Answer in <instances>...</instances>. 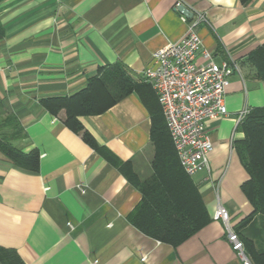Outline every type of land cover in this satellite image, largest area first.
I'll return each instance as SVG.
<instances>
[{"label":"crops","instance_id":"1","mask_svg":"<svg viewBox=\"0 0 264 264\" xmlns=\"http://www.w3.org/2000/svg\"><path fill=\"white\" fill-rule=\"evenodd\" d=\"M177 2L204 15L197 31L213 60L230 56L241 73L230 78L228 114L209 124L210 173L189 176L211 221L175 248L130 217L143 189L172 190L179 172L174 159L156 173L150 108L157 104L142 76L156 51L188 33ZM0 22V99L25 133L11 146L40 155L39 170L29 172L0 153L1 248L25 264H243L213 214L224 206L235 230L253 213L234 142L244 137L238 113L264 108V80L250 63L264 46V0H0ZM113 66L133 91L103 114L80 117L81 131L65 124L64 111L52 115L40 103L79 93ZM262 228L256 215L239 237L260 241Z\"/></svg>","mask_w":264,"mask_h":264},{"label":"trees","instance_id":"2","mask_svg":"<svg viewBox=\"0 0 264 264\" xmlns=\"http://www.w3.org/2000/svg\"><path fill=\"white\" fill-rule=\"evenodd\" d=\"M247 3L249 0H241ZM4 28L0 22V40ZM250 63L257 71V77L264 80V46L254 52ZM133 91L130 78L120 66H113L100 76L89 80L87 86L70 97H52L41 99L42 106L52 115L64 111L65 124L74 131H81L79 121L83 116L100 115L116 105ZM155 95V94H154ZM156 98V106L150 108L152 117V140L155 143L157 175L160 167L178 163L177 181L172 190L151 187L143 189L141 203L130 217L132 224L145 235L162 243L178 247L194 236L210 221L202 198L191 178L184 172L175 151L165 118ZM244 137L234 142V149L248 174L241 189L253 208V213L235 227L236 233L249 224L256 215L262 220L264 234V108L253 109L238 127ZM25 133L15 117L8 114L4 102L0 99V153L14 166L37 172L40 167V155L37 151L28 154L11 146V141L22 138ZM88 142L94 143L88 134ZM177 158V159H176ZM116 163V161H114ZM174 167V166H173ZM150 194V195H149ZM242 237L244 251L252 264H264V240ZM0 264H25L14 250L0 247Z\"/></svg>","mask_w":264,"mask_h":264},{"label":"built area","instance_id":"3","mask_svg":"<svg viewBox=\"0 0 264 264\" xmlns=\"http://www.w3.org/2000/svg\"><path fill=\"white\" fill-rule=\"evenodd\" d=\"M182 5L177 2L175 11L188 24V33L179 41L156 51L142 76L157 97L181 167L193 177L211 171L214 143L209 135V124L228 114L225 94L230 78L235 73L240 74L241 70L230 56L221 64L213 60L212 52L205 48L197 31L200 22L205 21L204 15L192 11L193 18L189 20L178 11ZM198 58L205 63L199 64ZM249 112L245 108L238 113V126ZM215 189L218 192L219 185H215ZM213 220L224 224L227 240L243 264H252L245 254L243 242L232 227L229 211L219 204Z\"/></svg>","mask_w":264,"mask_h":264},{"label":"water","instance_id":"4","mask_svg":"<svg viewBox=\"0 0 264 264\" xmlns=\"http://www.w3.org/2000/svg\"><path fill=\"white\" fill-rule=\"evenodd\" d=\"M178 11L182 14H184L185 16H187L188 18H192L193 17V12L191 10H189L185 5H182Z\"/></svg>","mask_w":264,"mask_h":264},{"label":"rangeland","instance_id":"5","mask_svg":"<svg viewBox=\"0 0 264 264\" xmlns=\"http://www.w3.org/2000/svg\"><path fill=\"white\" fill-rule=\"evenodd\" d=\"M261 237H262V239L264 240V234H262V236H261ZM257 241H258V240H257Z\"/></svg>","mask_w":264,"mask_h":264}]
</instances>
